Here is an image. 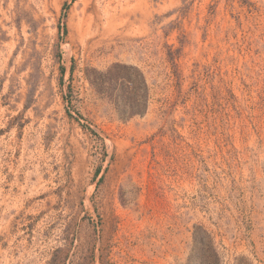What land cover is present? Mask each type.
<instances>
[{
    "label": "rangeland",
    "instance_id": "1",
    "mask_svg": "<svg viewBox=\"0 0 264 264\" xmlns=\"http://www.w3.org/2000/svg\"><path fill=\"white\" fill-rule=\"evenodd\" d=\"M0 264H264V0H0Z\"/></svg>",
    "mask_w": 264,
    "mask_h": 264
},
{
    "label": "trees",
    "instance_id": "2",
    "mask_svg": "<svg viewBox=\"0 0 264 264\" xmlns=\"http://www.w3.org/2000/svg\"><path fill=\"white\" fill-rule=\"evenodd\" d=\"M149 103V89L140 71L132 68V114H142Z\"/></svg>",
    "mask_w": 264,
    "mask_h": 264
}]
</instances>
